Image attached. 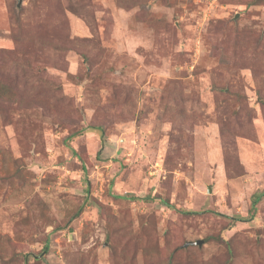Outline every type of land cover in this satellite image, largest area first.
Masks as SVG:
<instances>
[{
    "label": "rangeland",
    "instance_id": "374dc122",
    "mask_svg": "<svg viewBox=\"0 0 264 264\" xmlns=\"http://www.w3.org/2000/svg\"><path fill=\"white\" fill-rule=\"evenodd\" d=\"M251 1L0 0V264H264Z\"/></svg>",
    "mask_w": 264,
    "mask_h": 264
},
{
    "label": "trees",
    "instance_id": "16d2710c",
    "mask_svg": "<svg viewBox=\"0 0 264 264\" xmlns=\"http://www.w3.org/2000/svg\"><path fill=\"white\" fill-rule=\"evenodd\" d=\"M258 1L260 0H252L251 3L257 4ZM4 76H6V74L0 73V102H12L16 99V93L13 90L14 85H12ZM256 199H258V195L255 196L254 201Z\"/></svg>",
    "mask_w": 264,
    "mask_h": 264
},
{
    "label": "water",
    "instance_id": "95a60500",
    "mask_svg": "<svg viewBox=\"0 0 264 264\" xmlns=\"http://www.w3.org/2000/svg\"><path fill=\"white\" fill-rule=\"evenodd\" d=\"M208 192H210V188L208 187ZM190 244H197V245H201L202 244V241L201 240H197V241H194V242H186L185 243V246H188Z\"/></svg>",
    "mask_w": 264,
    "mask_h": 264
}]
</instances>
